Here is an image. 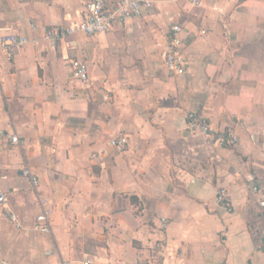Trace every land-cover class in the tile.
Wrapping results in <instances>:
<instances>
[{
    "label": "crops",
    "instance_id": "obj_1",
    "mask_svg": "<svg viewBox=\"0 0 264 264\" xmlns=\"http://www.w3.org/2000/svg\"><path fill=\"white\" fill-rule=\"evenodd\" d=\"M149 1L106 33L52 43L44 32L79 20L82 0H0V33L27 39L0 49V191L20 223L0 207V264H264L251 192L264 198V0ZM172 23L182 75L163 61ZM71 58L86 62L87 84ZM188 111L214 134L234 129L236 145L190 134ZM118 134L124 152L91 157ZM44 208L46 233L33 228Z\"/></svg>",
    "mask_w": 264,
    "mask_h": 264
},
{
    "label": "built area",
    "instance_id": "obj_2",
    "mask_svg": "<svg viewBox=\"0 0 264 264\" xmlns=\"http://www.w3.org/2000/svg\"><path fill=\"white\" fill-rule=\"evenodd\" d=\"M191 6L200 5V0H186ZM149 0H111L108 4L106 0H82L81 18L70 24H54L44 32V38L54 43L62 41L72 34L84 33L88 36H97L106 33L115 26L130 20L133 17L140 16L143 8H149ZM32 28L33 25H32ZM183 27L179 23H172L167 33V49L163 56L166 69L173 75H182L187 71V60L184 55ZM200 35L206 33L205 28L199 30ZM27 39L13 33H0V49L10 55L15 47H23ZM67 46L70 42L66 43ZM69 64L74 77L82 84L89 82L88 68L84 60L71 58ZM185 129L190 134H200L204 136L206 142L217 146H234L238 141V136L234 129H227L221 134L212 133L211 125L206 117L192 111L184 114ZM11 141L17 143V137L12 136ZM128 141L124 135L118 134L108 140L107 147L100 149L91 155L92 158L97 156H107L110 154L108 148L118 152H124L127 149ZM23 175L30 179L32 185L38 183L37 178L33 176L27 168L23 169ZM0 178L3 176L0 174ZM252 194L261 209L264 219V198L256 197L259 194V188L252 187ZM217 205L228 208L231 205L230 194L224 187H220L215 195ZM45 201H43V205ZM0 207L6 217L20 227V223L15 214L10 210L6 193L0 191ZM167 219L161 218L159 229L165 230ZM34 230L38 232H49V210L42 209L34 221ZM159 247V244H156ZM82 264H97L92 258L85 256ZM137 264H154L152 260H140Z\"/></svg>",
    "mask_w": 264,
    "mask_h": 264
},
{
    "label": "rangeland",
    "instance_id": "obj_3",
    "mask_svg": "<svg viewBox=\"0 0 264 264\" xmlns=\"http://www.w3.org/2000/svg\"><path fill=\"white\" fill-rule=\"evenodd\" d=\"M84 260V258L82 259V261Z\"/></svg>",
    "mask_w": 264,
    "mask_h": 264
}]
</instances>
